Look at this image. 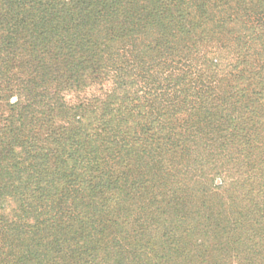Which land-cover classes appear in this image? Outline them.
Listing matches in <instances>:
<instances>
[{"label": "trees", "instance_id": "16d2710c", "mask_svg": "<svg viewBox=\"0 0 264 264\" xmlns=\"http://www.w3.org/2000/svg\"><path fill=\"white\" fill-rule=\"evenodd\" d=\"M263 19L264 0H0V264H122L134 213L129 264H264L240 191L264 180Z\"/></svg>", "mask_w": 264, "mask_h": 264}, {"label": "rangeland", "instance_id": "374dc122", "mask_svg": "<svg viewBox=\"0 0 264 264\" xmlns=\"http://www.w3.org/2000/svg\"><path fill=\"white\" fill-rule=\"evenodd\" d=\"M261 23H263V25H264V19L261 21ZM257 24L258 23H254L253 25H250V27L245 31V34H246L245 41L249 42L250 44H252V46L255 44L253 42H254V40L257 39V36L260 33V28L258 26H256ZM263 30H264V28H263ZM220 43H222V42H218L216 48H214L213 57H217L222 52V50L219 49L220 48L219 46H221ZM129 55H130V53L127 52V51H123L121 53V57H122L123 60L129 58ZM225 69H226L225 63H221V65H217V68H215V70L218 71V72L223 71ZM111 87H112V83L108 81V82L104 83L100 87L87 88L84 94H85L86 97H90V96L99 94L100 92L98 90H101L102 92H107V91H109L111 89ZM66 99L68 101H70L71 100V96H67ZM162 135L163 134L159 135L160 140L163 138ZM153 144H155L154 141H153V143L149 142V150H151L153 152V153H151L152 157L154 156V154H156L158 152H161L163 150L162 147L164 145V142L161 140V143H160V146L158 148L159 149L158 151L156 150L157 148L153 149V146H154ZM230 176H231V173H229L227 171V167H223L222 170L219 172V174L216 176V182H215L216 184L215 185L224 184V181L226 180V178H230ZM211 189H214V187L211 188ZM199 190L200 189H198V187L196 185H194L193 187H191V189H188L187 191L182 192V193L183 194L187 193L188 196L192 199L193 202H197L198 200H201L200 198L206 197V194L200 192ZM210 191H212V190H210ZM227 191H229L230 193L232 192L231 188H229ZM240 191H242L243 194H248L247 195L248 197L254 198L257 203H259L261 205H264V180L262 178L257 177L252 182V184H250L246 188H243ZM237 192H238V190H237ZM224 194H226V192ZM238 194H240V192ZM197 197H199V199H197ZM170 215H171L170 213H167L164 218H169ZM137 216L140 217L139 220L141 222L139 225L138 224L136 225L137 226L136 227L137 233H140L139 234V237L141 238L140 240L134 239L132 241V238H130L129 240H124L123 239L122 234H124V232L127 231L126 230V223H125L123 229H120L121 231L118 232V235H117L118 236V240L120 242L117 252L120 253V257L123 259V263L122 264H129V260L132 259L131 258L132 255L131 254H133V253L135 255H142L139 258H137V260L138 259L139 260H143L144 257H145L144 252L147 250V248L145 246H143L142 244H144L145 240H146L145 242H148L147 240L149 238L150 231H146L145 227L142 226V220L143 219H141V217H143V216L141 214L138 215L137 213H134L133 215L129 216L128 218H129V220L130 219L131 220H135L137 218ZM127 224H128V222H127ZM146 224H148V222ZM166 224H168V223H163V225H166ZM118 225L122 226L123 225V221L119 220L118 221ZM163 225L159 226V230L156 233V235L160 236L161 234H163V231H164ZM120 226H119V228H120ZM153 228H154V225H153ZM182 228H184V225L182 226ZM141 240H144V241H141ZM150 248L152 250L151 255H153V252L154 253H156V252L160 253V251H153L151 246H150ZM146 253H147V251H146ZM133 261H135V260H133ZM108 263H110V262H108Z\"/></svg>", "mask_w": 264, "mask_h": 264}]
</instances>
